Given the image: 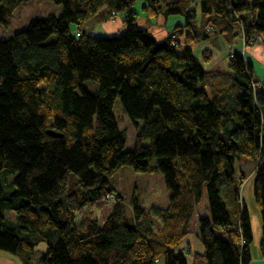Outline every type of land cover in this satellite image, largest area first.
Returning a JSON list of instances; mask_svg holds the SVG:
<instances>
[{"label": "trees", "instance_id": "1", "mask_svg": "<svg viewBox=\"0 0 264 264\" xmlns=\"http://www.w3.org/2000/svg\"><path fill=\"white\" fill-rule=\"evenodd\" d=\"M22 1L0 0L1 26ZM50 1L56 14L0 39V251L21 264L37 251L38 264H189L182 242L193 234L203 251L192 264H248L237 164H251L264 257V82L237 51L223 70L194 51L211 33L264 45V0H142L147 18H183L159 40L139 23L135 0ZM120 12L118 34L82 29ZM116 98L136 129L131 149ZM123 165L150 173L148 207L132 197L131 214L107 178Z\"/></svg>", "mask_w": 264, "mask_h": 264}, {"label": "rangeland", "instance_id": "2", "mask_svg": "<svg viewBox=\"0 0 264 264\" xmlns=\"http://www.w3.org/2000/svg\"><path fill=\"white\" fill-rule=\"evenodd\" d=\"M133 8L139 13V18H145L147 20L146 13L144 12L142 8V0H135L133 4ZM60 9V6L57 4H54L50 0H23L20 2L13 11L11 12L9 23L7 26H1L0 25V39H6L8 38L13 32L17 30L24 29L28 22L35 18L40 16H45L47 14H56ZM123 13H118L116 16L121 19ZM115 17V19L117 18ZM170 20L167 23V25L164 27L166 29L171 28L176 22L183 21V18L180 15H170ZM111 20V18H109ZM153 24H156V20L154 18L149 19ZM147 20V21H149ZM122 21V19H121ZM149 21V22H150ZM90 22H88L89 24ZM87 24V23H86ZM87 24V25H88ZM93 25V23H92ZM94 33L97 34H106L100 33L101 27L99 25H93L92 26ZM124 29V25L121 22V25L117 27V29L114 31L115 34L120 33ZM89 30V27L87 28ZM68 32L70 35L74 36L76 32V26L72 23L68 24ZM99 32V33H98ZM53 38V35L50 36V39ZM224 40V39H223ZM219 41V40H218ZM256 43H260V41H256ZM228 44V43H227ZM226 42L219 41L218 45L223 48H225L228 52L230 51L229 45H227ZM196 46V45H195ZM194 49L202 48L201 46L197 45V47ZM196 54H198L197 50H194ZM204 50L203 52H205ZM207 52V51H206ZM246 56H248L247 51L245 53ZM251 59L252 64L254 66V74L258 77L261 75H264V64H262L260 61H258L256 58H248ZM261 78V77H260ZM83 87L90 92H94L96 90V82L92 80H84L83 81ZM112 114H114L115 119L117 121L118 128L122 131V133L125 136V149H131L134 146V140H135V134L136 129L133 123L129 120L127 115L125 114L122 104L118 98L112 103ZM141 125V122H138ZM151 164L155 163V160L152 159ZM239 164H237V168H239ZM2 174V173H1ZM4 175V174H2ZM1 175V176H2ZM4 176H7L5 178V181H10L14 174H5ZM108 181L112 186H114L124 197V200L127 204V213L131 214L132 209L130 206V201L132 200V197H135L137 199L138 205L143 206L147 208V204L144 200V190L146 188V184L150 178L149 171L144 172H137L134 171L130 166L123 165L121 166L114 174L107 177ZM11 184L9 186H5L1 184V189L3 192H8L11 190ZM246 204L249 206L248 198L245 199ZM92 214L94 217L98 216V209L92 208ZM3 215L5 217L6 223L14 222V212L12 210H6L3 212ZM217 234H219L218 231H216ZM39 254L37 251L36 254L32 257L29 264H38L36 262V257Z\"/></svg>", "mask_w": 264, "mask_h": 264}, {"label": "crops", "instance_id": "3", "mask_svg": "<svg viewBox=\"0 0 264 264\" xmlns=\"http://www.w3.org/2000/svg\"><path fill=\"white\" fill-rule=\"evenodd\" d=\"M57 13V12H56ZM117 17V16H116ZM122 19V17H121ZM121 19L117 17L116 19H111L103 22H90L88 24H85L83 26L84 31H88L91 34L96 35H103V34H97L94 33L92 26L93 25H99L101 27L100 33L104 31L103 33H106L104 35H110L114 34V31L121 25ZM150 18H147L149 20ZM139 23L147 28L158 40L165 37L167 32L170 30L164 28L167 23L170 20V17H163L161 15L156 17V24H153L150 20L147 21L145 18H139ZM93 23V25H92ZM170 23V22H169ZM164 26V27H163ZM89 27V30L87 28ZM99 33V32H98ZM223 41V38L220 34L217 33H211V35L204 41H200L196 44L201 46L202 48H196L194 50H197L198 54L201 53V51L206 50L210 58V60L205 64V66L209 69H221L223 70L226 67V56L228 53V49L221 47V45H218L219 41ZM227 44V42H226ZM229 45L230 51H237L241 53L243 56H246L245 53L247 51L248 56L246 58H256L258 61H260L262 64H264V45L261 43H255L252 45L246 46L243 43L241 35H238L236 38H234L232 41H229L227 44ZM251 61V59H249ZM252 63V61H251ZM253 69V75L254 78L257 79L259 82H264V75L256 76L254 74V66L252 64ZM261 77V78H260ZM240 169L243 172L244 179L240 186V197L243 200L249 216H250V223H251V230H252V243L250 246V260L248 264H264V257L262 256L259 248L260 240H261V220H260V214L259 210L257 208L256 202L254 200L253 196V165H243L240 168H238V172H240ZM248 198L249 206L246 204L245 199ZM182 248L187 251V257L189 260V264H192V253L193 252H202L203 247L201 242L195 237L193 234H188L182 242ZM0 264H21L20 259L8 252L0 251ZM198 264V263H197ZM201 264V263H200Z\"/></svg>", "mask_w": 264, "mask_h": 264}, {"label": "built area", "instance_id": "4", "mask_svg": "<svg viewBox=\"0 0 264 264\" xmlns=\"http://www.w3.org/2000/svg\"><path fill=\"white\" fill-rule=\"evenodd\" d=\"M115 17H116V14H114V13H111L110 14V18L111 19H115ZM242 40H243V38H242ZM261 40V37L260 36H256V41H260ZM111 197V195L110 194H106V195H104V198H106V199H108V198H110Z\"/></svg>", "mask_w": 264, "mask_h": 264}, {"label": "water", "instance_id": "5", "mask_svg": "<svg viewBox=\"0 0 264 264\" xmlns=\"http://www.w3.org/2000/svg\"><path fill=\"white\" fill-rule=\"evenodd\" d=\"M45 132H46V134H49L51 136H60L59 133H56V132H54L52 130H45Z\"/></svg>", "mask_w": 264, "mask_h": 264}]
</instances>
